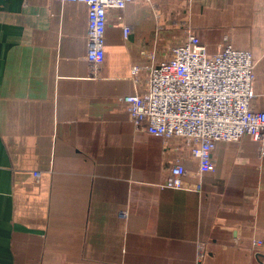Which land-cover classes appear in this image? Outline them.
I'll return each mask as SVG.
<instances>
[{
  "label": "crops",
  "instance_id": "obj_1",
  "mask_svg": "<svg viewBox=\"0 0 264 264\" xmlns=\"http://www.w3.org/2000/svg\"><path fill=\"white\" fill-rule=\"evenodd\" d=\"M154 3L159 19L140 0L109 12L96 69L85 4L0 0V264H264L261 145L219 142L201 190L164 191L186 145L136 132L119 102L190 27L210 53L252 52L264 111V0Z\"/></svg>",
  "mask_w": 264,
  "mask_h": 264
},
{
  "label": "built area",
  "instance_id": "obj_2",
  "mask_svg": "<svg viewBox=\"0 0 264 264\" xmlns=\"http://www.w3.org/2000/svg\"><path fill=\"white\" fill-rule=\"evenodd\" d=\"M50 1L88 7L86 60L99 69L106 57L109 12H122L137 0ZM140 1L149 4L160 18L155 0ZM123 27L125 38L135 30L129 24ZM161 30L158 25L159 34ZM225 42L216 53H210L188 27L184 43L166 48L162 56L158 52L147 54L144 64L132 67L130 79L135 90L119 102L135 131L164 142L178 140L187 149L182 159L170 162L157 184L161 190H201L203 177L216 170L213 152L219 142L237 143L250 136L261 145L260 154L264 156V111L252 106L256 81L252 52ZM35 175L39 177V173ZM122 216L127 217L125 212Z\"/></svg>",
  "mask_w": 264,
  "mask_h": 264
},
{
  "label": "rangeland",
  "instance_id": "obj_3",
  "mask_svg": "<svg viewBox=\"0 0 264 264\" xmlns=\"http://www.w3.org/2000/svg\"><path fill=\"white\" fill-rule=\"evenodd\" d=\"M170 47H171V46H169V48H170ZM165 50H166V49H164V53H165ZM164 53H163V54H164Z\"/></svg>",
  "mask_w": 264,
  "mask_h": 264
}]
</instances>
